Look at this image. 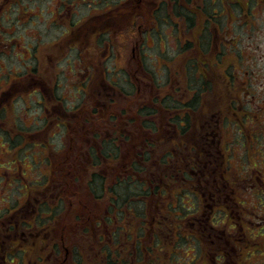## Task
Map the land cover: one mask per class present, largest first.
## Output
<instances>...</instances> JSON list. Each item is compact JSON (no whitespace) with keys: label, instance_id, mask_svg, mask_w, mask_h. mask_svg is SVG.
<instances>
[{"label":"flooded vegetation","instance_id":"obj_1","mask_svg":"<svg viewBox=\"0 0 264 264\" xmlns=\"http://www.w3.org/2000/svg\"><path fill=\"white\" fill-rule=\"evenodd\" d=\"M49 1L54 0H47L45 3L48 4ZM143 2L144 0H127L124 5L104 13L85 20H75L73 3L61 0V5L65 6L63 11L66 9L68 14L62 15L58 8L49 14L58 16L61 22L55 21L59 26H66L64 32L47 42L42 37L38 38L36 42L24 45L21 50L30 53L27 59L32 63L33 57L36 59L35 65L39 61L38 52L44 47L58 46L60 40L68 37L71 39L73 35L75 38L78 34L84 36L90 31L95 33L97 29L106 27V24H116L123 14L136 15L133 18L135 22L138 19V8ZM147 2L151 4L148 13L154 21L171 24L170 11L162 19L160 14H153L154 0ZM194 2V8L189 9L190 14L175 17L179 26L181 22L186 24L185 15L194 18V28L185 31H192V38L180 34L179 40L183 41L178 44L180 47L175 54L165 58L171 62L174 57H181L186 67V72L181 77L184 84L181 91L182 105L177 107L182 111L175 115L174 121H170L175 129L171 136L166 137L168 148L156 152L155 143L150 140L143 144L136 140L131 147L128 146L130 136L126 134L127 131L116 123L117 120L112 122L116 114L109 113L107 117L106 113V105L110 101H106L105 97L111 96L107 87L115 89L114 84L117 83L114 80L109 82L106 75L110 72L113 77L118 73L117 69L106 68L102 59L82 64L79 56V64L85 66L86 71H79L80 77L76 81L78 84L72 88L79 95H83V92L86 94L91 78L97 77V87L102 88L100 97L103 95L104 101L99 102L102 107L88 109L84 102L69 109L62 102L52 136L29 142L35 148L31 155L27 150L21 154V149L11 155L5 177L6 187L12 189L13 197L4 198L6 204L3 208L0 207V264H69L76 251L84 257L79 244L72 247L69 242V238L76 232L82 231L85 234L91 231L90 214L85 212L88 207L81 201L83 191L91 196L93 194V198L102 202L107 200V204L100 205L104 211L100 214L101 218L95 221L96 233H91L96 242L95 245L93 240L94 249L116 247L117 241L112 238V234L123 230L122 228H133L138 236L145 230L144 220L140 222L138 216L128 212V207L121 212V208L113 203V198H117L116 194L124 188L131 190L132 203L136 202L143 208L148 206V198L143 196L145 193L156 207L164 205L166 201L174 202L169 207L176 205L182 220L179 229L175 230V238L180 237L181 246L185 242L186 247L181 252V258H184L182 264H264V72L262 76L257 74L260 77L257 78L256 74H248L243 70L241 73L244 75L240 80L236 76L235 61L232 62L234 55L231 51L235 50V45L229 42L234 40L237 25L250 30L244 22L246 17L254 14L251 8L259 6L258 14H264V0H256L255 3L253 0ZM181 7L187 9V6ZM13 9L10 8L7 14ZM157 10L160 9L157 7ZM40 14L44 12L41 11ZM241 14L244 18L237 19ZM220 22L221 26L218 25ZM132 26L134 29L135 24ZM174 27L172 26L173 30L179 35L178 29L175 30ZM101 35L97 36L99 49L104 44V36L101 38ZM189 42L194 45L193 54L188 50ZM11 45L15 44L7 43L4 46L7 48ZM252 46L253 44L248 45L249 48ZM32 48L34 53L31 52ZM105 48L107 49L106 45ZM69 49L75 55L78 54V46H70ZM210 51H214V54L205 55ZM241 57L243 64L247 57L244 53ZM70 61L71 55L68 54L63 60H57V65L59 62L65 64ZM204 61L212 66L210 73L203 70ZM261 62H264V55L261 56ZM95 63L100 66L98 76L91 67ZM165 66L169 67V64ZM191 66L195 69L194 76L187 74ZM34 68L31 66L24 73L27 72L29 79L35 82V86H39V89L34 90L40 96L38 103L48 97L59 101V93L55 95L53 84L50 89H44L45 82ZM60 71L55 82L58 87L61 86L62 67ZM15 76V80L23 77L20 73ZM190 77L196 80L195 85L189 83ZM251 77L256 80L253 81ZM208 82L211 89L206 85ZM213 93L217 99L224 101L212 104L204 100V96ZM145 111H148L145 112L147 118L151 111ZM236 115H239L237 119ZM143 117L136 114L133 118L124 111L121 119L124 123H134L141 128L143 125V128L154 131L152 122H142ZM139 119L142 120L141 123ZM111 126V130H114L112 134ZM235 129L239 133L238 139L231 136ZM13 141L10 139L12 144L11 147L8 146L10 153L13 147H26V140L21 139L18 144ZM6 143L8 140L4 145ZM171 143L175 148L169 147ZM172 159L177 160V164L173 165ZM233 159L238 161L234 162ZM27 161L35 169V177L23 173V164ZM37 162L40 163L39 174ZM94 163L98 164L95 173L91 171ZM112 165H118L119 168L114 174ZM139 165L143 168L141 171ZM96 173L100 176V184L102 183L98 196L91 190V179ZM17 179L24 180L26 188L16 190L14 182ZM35 179L36 183H31ZM139 185L140 192H143L141 196L137 192ZM14 192L18 196L15 197ZM123 213L126 221L122 219ZM182 226L185 228L183 232ZM128 247V244L121 246L119 254H128L124 251ZM62 250L66 254L62 255ZM173 254L175 257H172L169 264L176 261L180 251L177 249ZM95 255L105 259L107 250L101 249Z\"/></svg>","mask_w":264,"mask_h":264},{"label":"rangeland","instance_id":"obj_2","mask_svg":"<svg viewBox=\"0 0 264 264\" xmlns=\"http://www.w3.org/2000/svg\"><path fill=\"white\" fill-rule=\"evenodd\" d=\"M46 1L47 0H24L23 3L28 7V12L30 10V12L34 14H21L22 19L19 17V14H5L4 16L5 19L12 18V21L15 22H17L19 18L22 21V24H19L18 26L20 29L17 41L13 40L12 42L13 44L17 43L15 47L16 54L19 56L22 54L23 59H27L30 55L29 52L25 53L21 50L24 45L36 42V40L41 37L44 42H47V40H51L59 36L65 30L66 26H59L58 22H56L59 21L58 16L56 14H49L50 11H56L58 8L59 11L62 12V15L65 16V14H68L66 9L63 11L65 6L63 7L61 5V0L49 1L50 3L48 4L45 3ZM125 1L127 0H70L74 6L72 7V11H74L75 20H85L86 18H91L92 16L104 13L111 8L124 5ZM186 1L187 0H181L179 5L184 7L186 5H190L189 7L193 9L195 0H190V2ZM255 1L256 0H253L254 3ZM162 4L168 7L169 10L171 9L172 4L167 0H154L153 14H156L157 7L160 9ZM150 8L151 4L148 3L147 0H144L138 8V19L135 22H133V20L136 15L132 16L131 14H123L119 16L116 24H106V27L97 29L95 33L90 31L84 36H80L78 34V36L74 38L73 35L71 39L68 37L62 41H58V46L44 47L38 52L39 61L36 63L34 68L36 71H34L37 72L44 80V89H50L52 84L54 85L60 76V70L62 67L63 76L60 82L61 86L56 87L55 89L56 94L59 93V96L62 99L59 101L56 98L48 99V97L43 99L41 103H38L40 96L35 94L34 90L39 89V86H35V82L31 78L29 79L27 72L24 73L28 69L25 64L19 62L18 65V58H10L5 54H0L6 56V58L2 60L5 61L2 62V71L6 70L7 67H14L17 68V71H19V73L23 76L20 79L15 80L13 77L17 72L12 70L6 71L4 73L5 77L13 80V82L9 83L6 79L2 78V73L0 72V207L6 204V201H3L4 198L13 197L12 189H8L6 187L5 177L6 169L8 167L7 163L8 161H11V155L16 153V151L12 149V153H10V149L8 147H11L10 139L14 141L16 138L28 140V135H25L23 131L31 134L30 140H44L50 135L52 136L54 132L53 129L56 126L55 124L58 123V116L61 111L62 102L65 103V107L69 109L73 106L78 107L84 102L89 103L92 108L102 107L99 104V102L104 101L103 96L100 97V94H102V88L93 86V89H90L89 85L87 93L85 94L83 92V95H81V93L80 95L77 94V92L74 91L75 89L72 88V86L78 84L76 81L80 77L79 71H86V67L79 64V56L82 64H84L85 61H96L102 59L106 68L110 70L115 68L117 69L118 73L115 75L118 77L115 75L112 77L109 72L111 78L119 84V87L116 85L115 86L118 87V89L107 87L108 93L111 92L114 101L107 103L106 113L107 117L109 116V113L116 114L114 116L116 118L112 122L115 123L117 120L116 123L119 124L124 131H127L126 134L130 136V139L127 141L128 146L131 147V144L136 140L139 141V144H143L146 140H150L151 142L154 141L156 145V152L168 148L169 142L166 137L171 136L175 129L170 121H174L175 115L180 113L182 110L174 109L172 108V105L166 108L164 105L156 102L155 99L157 98L158 100H162L166 94H169L170 96L174 94L172 91L173 88H170L171 92L167 93L164 91V88L168 86L170 79H176L178 82L177 84H179V82L183 84V79L179 77L182 66L184 73V63H182L183 59H181L182 65L178 66L176 62H168L165 58L173 53L175 54L176 49L180 47L178 44L183 42L182 40H179V38H181L180 34H182L183 37L192 38L190 34L193 33L192 31L185 32L188 29L183 22L180 23V28L178 30L179 35L178 32L176 33V31L173 30L171 24L168 25V23L163 21L157 23L154 21L151 14L148 13ZM168 9L166 11L158 12V14H160V18L163 19ZM41 11H43L44 14H40ZM46 11L47 14L45 13ZM251 11L254 14L246 17V21L248 22L247 27L250 30H247L244 26L239 28L237 25V27H235L236 32L234 34V40H231L230 38L231 41H229L235 45V50L231 51V54L234 55L232 62L235 61L236 76H239L240 80H242L244 75L241 73L243 70L248 72V74H260L261 76L262 72H264V62H261V56L264 55V14H258L259 6H256L253 9L251 8ZM241 18H244L242 14L237 16V19ZM133 23L135 24L134 29L132 26ZM12 30H14V28ZM105 31L110 32L103 33ZM100 35L101 38L104 36L102 39L104 40V44L101 47L102 49H99L97 45L98 37ZM73 43H77L78 45ZM249 44H253V46L249 48ZM105 45L107 49L105 48ZM70 46H78L79 55L72 53L69 49ZM0 47L2 48L0 51H2L4 46ZM188 50L193 54L191 47H188ZM210 52L212 53H207L205 55L214 54V51ZM243 53L246 55L247 61L242 64L241 54ZM68 54L71 55L70 63L66 62L64 64V62H59L57 65V60H63V58H65ZM135 57L138 58L140 62H138ZM103 58H107V60L105 61ZM12 62L14 64L10 67L9 65ZM21 64L24 66H20ZM166 64H170V67H166ZM91 67L94 72H97L96 75L98 76L101 72L100 66L95 63V65H91ZM91 67L90 70L92 69ZM102 68L104 69L103 66ZM168 71L169 74L167 73ZM170 72L173 73L171 77ZM176 76L178 78H176ZM247 76L248 75H246V78ZM258 77L259 76L257 75V78ZM251 79L253 81L256 80L254 77H251ZM81 80L83 79L81 78ZM182 94L183 92H180L173 96L174 101H177L181 105ZM105 99L106 101L109 100L107 96ZM19 100L21 102H18ZM204 100L211 102L212 104L224 101V99H217L214 93L213 95L208 94L204 96ZM145 109H150L151 111L147 118L145 112L148 111H145ZM45 110H47V113H45ZM124 111L127 116H132L133 118L136 117V114L143 115L144 120L142 121L139 119V123H141V121L152 122L154 131L143 128V125L141 128L138 125H134V123L130 124L122 122L121 117L123 116ZM237 117H239V115H236V119ZM42 118L45 119V121ZM95 118L98 119V116ZM43 122L45 123L43 124ZM99 122L101 123V121ZM111 129H113L112 126L110 127V130ZM139 130L141 131L137 134ZM5 131L8 133V135H6L7 137H4ZM113 132L114 130H111L110 133L112 134ZM238 135L239 133L236 129L235 131L232 130V138L238 139ZM6 140H8V143L4 145ZM169 147L171 149L175 148L172 143ZM19 149H21L22 154L24 150H27V146L23 147L20 145L18 150ZM128 151L130 152V150ZM125 152L126 149L124 150V153ZM29 161L23 164V173L30 175L31 177H35V169H32ZM176 161L177 160H173L171 163L175 165L177 164ZM233 161L235 162L238 160L233 159ZM36 167L37 173H41L40 163L37 162ZM160 167L162 170V165ZM111 169L113 170V174L119 170L118 165H112ZM36 181V179L31 180V183H36ZM14 184L16 190L26 188V182L22 179L15 180ZM176 187H178V185ZM14 196L16 197L18 194L14 192ZM81 197L83 199H81V201L88 207V210L85 212H89L90 214L91 231L85 234L82 231L76 232L72 238L70 237L71 239L69 238V242L72 247L79 244L81 247V253L85 256H89V259L92 260L96 256L93 252V235L96 233L95 221L101 218L102 215L100 214L104 210L100 205H104V203L107 204V200L105 202L97 200L93 198V194L92 196L88 195L86 191L82 192ZM81 211L83 212V209H81ZM184 229L185 228L182 226V232ZM150 242L151 238L148 239L147 243ZM162 247L164 248L162 254L164 259L168 262L170 260L171 253H176L178 249L180 251V254L177 256L178 258L170 264H182V260H184V258H181V252L184 251L186 247L184 245L181 246L180 241H177L176 243L171 241L170 237H166ZM64 254H66V252L62 250V255ZM184 256L185 255H183V257ZM78 258H81V256L76 251L75 255L69 260V264H75ZM188 260L189 258L186 259L187 262ZM65 264H67V262Z\"/></svg>","mask_w":264,"mask_h":264},{"label":"trees","instance_id":"obj_3","mask_svg":"<svg viewBox=\"0 0 264 264\" xmlns=\"http://www.w3.org/2000/svg\"><path fill=\"white\" fill-rule=\"evenodd\" d=\"M23 1L24 0H0V46H4L7 43L13 44V42H12L13 40L17 41V38L19 35L18 32L20 29V28H18V26H19V24H22L21 23L22 22L21 21V19H22L21 14H27L28 13V7L26 6V4L23 3ZM167 1L172 4L171 9L169 10L168 7L164 6V4H162L160 10H157L156 13L161 12V11H166L168 9V11H170V13H171L170 15L172 16V18L170 19L171 26L174 27V25H175L176 28L174 27V29L179 30L180 26H179V23L177 22V19L175 20V17H178L181 14H190L189 13L190 12V10H189L190 5H186L187 9L185 10L183 7H181L179 5L180 0H167ZM186 2H190V0H187ZM10 8H14V9L11 12H9L8 14H12L13 12L15 14H19V17L21 19L19 18L17 22L12 21V18H6V19L4 18L5 14H7V11L10 10ZM29 12H30V10H29ZM185 16L187 18V22H186L185 26L187 27L188 30L193 29L194 28V18L190 17L189 15L188 16L185 15ZM244 23L246 25H248V22L246 20ZM218 25L221 26V22ZM12 28H14V30H11ZM16 44L14 45L15 47H16ZM14 46L11 45V47H7V48H5V46H4L3 50L0 51V54H5L7 57H10V58L11 57L12 58L13 57L18 58V61L16 60L18 62V65H19V62H21L22 64H25V66L27 68H29L31 66L35 67L36 64L34 65V63H35L36 59L33 57V59H32L33 63L31 60L23 59L22 54L20 56L18 54H16V50H15ZM193 46H194L193 43L189 42L188 47L192 48ZM1 49L2 48L0 47V50ZM32 50H33V48H32ZM31 52L34 53L35 51L33 50ZM209 53H212V52H209ZM6 56L0 55V61H1L0 62V72L2 73V78L6 79L10 83V82H13V80L5 77L4 73L6 71L12 70V71L17 72L19 74V71H17V68H14V67L13 68L7 67L6 70L2 71V65H3L2 62H5L2 60L5 59ZM181 59H182L181 57L176 56V57H174L173 60H174V62H176L178 64V66H181L182 65ZM201 61H203V60H201ZM196 62L198 63V61H196ZM203 63L205 64V66L203 67V70L210 73L212 66H209L207 64V61H204ZM241 63H242V60H241ZM13 64L14 63L12 62V63H10L9 66L12 67ZM22 64L20 66L23 67L24 65H22ZM169 67H170V64H169ZM192 67L193 66L190 67V72L188 71L187 74H191V76H194L195 75V72H194L195 69ZM185 68L186 67H184V70H185ZM167 73L169 74V71ZM170 74L172 75L173 73L170 72ZM182 76H183V66L181 68V73H180L179 77L181 78ZM16 77L17 76L14 75L13 78H16ZM176 78H178V77L176 76ZM106 79L109 82H111V80H113L111 78L109 72H107ZM189 80H190L189 81L190 84H192V85L196 84V80L194 78L190 77ZM177 83L178 82L176 81V79H173V80L170 79L168 86H166L164 88V91L168 93V92H171L170 88H173L172 91L174 92V94L172 96H170L169 94H166L162 100H158L156 98L155 101L164 105L166 108H168L170 105H172V107L177 109V107H179L178 105H180V103H178L177 101L175 102L173 99V96L182 91V85H183L180 82H179V84H177ZM89 85H90V89L91 88L93 89V86L97 87L99 85L97 77H93L91 79ZM114 85L119 87V84H117V83ZM206 85L208 86L209 89L212 88V86L210 85L209 82L206 83ZM53 86H54V90L56 89V87H58L56 85V83H54ZM118 87H116V88L118 89ZM55 94H56V90H55ZM58 97L60 100L61 97L60 96H58ZM109 97H108L109 101L113 102L114 99H113L112 95ZM18 102H21V101L19 100ZM85 105H87L88 109L92 108V106L87 102H85ZM176 120H178V118ZM23 133L25 135H28L29 139L26 140V146H27L28 154L31 155L35 148L29 142L34 141V140L33 139L30 140L31 134L29 132L23 131ZM6 135H8L7 131H5L4 137H7ZM10 138H11V136H10ZM20 140H21L20 138H16V140L13 141V143L18 144ZM17 149H18V147L12 148V150H15V151ZM155 157L158 158L157 155ZM162 160L164 161V159H162ZM172 161H173V159H172ZM95 162L98 163L96 161V156H95ZM165 162H167V161H165ZM93 165L94 166L91 167V171H93L95 173L94 170L97 169L96 166L98 164L95 165V163H94ZM142 169H143L142 166L139 165V171H141ZM171 177H172V173H171ZM91 186H92V188H91L92 192L96 196H98L99 191L102 188L101 187L102 183L100 184L99 174L92 176ZM140 189H141V187L139 185L137 188V192H140L141 191ZM172 191L173 190L171 189L170 192H172ZM142 193L143 192H140L139 195L141 196ZM131 195H132L131 190H129V189L127 190L124 188L122 192H120L119 194H116L117 198H115V197L113 198V203L115 204V206L117 208H121V212H124L125 207H128L129 208L128 212H130L131 214L133 213L135 217L138 216L140 219V222H142L144 220L145 230L142 233H139V235L137 236L135 234L133 228L132 229L129 228L127 230L122 228L123 230H120V231L112 234V238L117 241L116 247H114L113 249L110 246H107L104 248L96 247L93 250L95 254L97 252H99L101 249L107 250V257L105 259H103L101 256L99 257L98 255H96L94 257V259H92V260H90L88 256H84V257L81 256V258H78L76 260L75 264H169V262L172 259L174 254L171 253V257H170L169 262L166 261L164 259L163 254H162V251L164 250L162 245H163V242H165L166 237H170L171 241H174L176 243L180 239V237L175 238V236L177 234V232H175V230L179 229V227L182 223L181 217L178 215V208H176L177 206L173 205L172 208H170L169 204H171V203L173 204L174 202L168 203V201H166L164 205L156 207L152 203V201L149 200L150 199L149 195L147 193H145V195H143V196H145V198H148V201H147L148 206H145L143 208L140 204H137L136 202H133L135 204L132 203ZM141 201L142 200H140V202ZM153 215H154V218H152ZM122 219L124 221L127 220L126 215L124 213H123ZM129 219H131V218H129ZM151 228L153 229V232H152ZM170 231H171V233H170ZM149 238H151V242L147 243ZM94 243L96 245L95 240H94ZM126 244H128L129 247L127 249H125L124 251L127 252L128 254H119L121 251V246H125ZM184 244H185V242L183 243V245ZM119 245H121L120 248H119ZM115 251H116V253H115ZM174 257H173V259H174Z\"/></svg>","mask_w":264,"mask_h":264}]
</instances>
